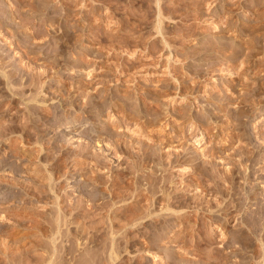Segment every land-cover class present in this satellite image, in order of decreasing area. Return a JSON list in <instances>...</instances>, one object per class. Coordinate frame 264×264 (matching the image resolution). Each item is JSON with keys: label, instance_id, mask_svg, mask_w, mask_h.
I'll list each match as a JSON object with an SVG mask.
<instances>
[{"label": "rangeland", "instance_id": "rangeland-1", "mask_svg": "<svg viewBox=\"0 0 264 264\" xmlns=\"http://www.w3.org/2000/svg\"><path fill=\"white\" fill-rule=\"evenodd\" d=\"M0 264H264V0H0Z\"/></svg>", "mask_w": 264, "mask_h": 264}, {"label": "bare ground", "instance_id": "bare-ground-1", "mask_svg": "<svg viewBox=\"0 0 264 264\" xmlns=\"http://www.w3.org/2000/svg\"><path fill=\"white\" fill-rule=\"evenodd\" d=\"M162 6V5H161ZM232 138V137H231ZM255 221V220H254ZM256 223V222H255ZM253 224V223H252ZM256 228V227H255Z\"/></svg>", "mask_w": 264, "mask_h": 264}]
</instances>
